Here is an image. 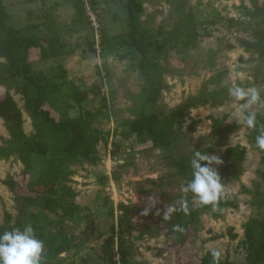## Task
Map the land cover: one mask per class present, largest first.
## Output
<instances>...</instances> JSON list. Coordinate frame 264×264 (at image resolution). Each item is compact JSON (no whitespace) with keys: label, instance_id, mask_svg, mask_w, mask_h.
Returning a JSON list of instances; mask_svg holds the SVG:
<instances>
[{"label":"rangeland","instance_id":"rangeland-1","mask_svg":"<svg viewBox=\"0 0 264 264\" xmlns=\"http://www.w3.org/2000/svg\"><path fill=\"white\" fill-rule=\"evenodd\" d=\"M2 1L8 24L45 44L46 59L38 48L31 51L33 73L43 83L69 79L74 90L89 94L82 102L89 117L66 85L48 94L41 108L56 118L86 117L95 145L89 156L60 163L64 134L25 103L22 62L0 59V96L9 92L15 99L30 145L23 138L15 144L0 117V225L31 224L44 241L41 261L51 264H198L213 251L218 259L248 264L244 224L264 216V161L256 146L264 111L259 105L248 109L257 113L256 128L238 123L244 102L228 90L255 87L264 99V57L240 43L253 40L257 19L245 7L253 9L254 0ZM62 71L66 78L57 76ZM186 102L195 105L179 120L168 147H154L149 137L129 131L128 122L141 114L164 117ZM235 146L245 150L237 163L227 160ZM197 150L220 159L212 165L223 187L218 200L232 206L204 205L181 192L192 178ZM174 160H182L183 168L173 167ZM50 166L60 170L52 188L58 202L49 209L42 198L22 203L21 197L35 196L33 188L44 184L42 172ZM8 179L16 182L14 189L3 183ZM60 205L78 207L62 216ZM168 206L175 211L165 220Z\"/></svg>","mask_w":264,"mask_h":264},{"label":"trees","instance_id":"trees-1","mask_svg":"<svg viewBox=\"0 0 264 264\" xmlns=\"http://www.w3.org/2000/svg\"><path fill=\"white\" fill-rule=\"evenodd\" d=\"M132 7V4H131ZM138 11L141 7L136 5ZM247 15L256 18L257 22L252 30L253 40L241 39L240 43L245 48L246 51L254 50L259 53L260 56L264 57V2L258 3L254 0L253 9L245 7ZM9 13L2 0H0V59H4L6 62L15 63L22 62V67L20 73L26 79V84L23 87L21 93L25 97V103L31 108L34 116L40 118L41 122L46 125H50L55 131L61 132L66 138V143L64 146V151L66 156L60 159V163H64L70 157L82 156L87 157L93 152V146L95 145V140L91 139L90 136V122L85 117L76 118H56L49 110L42 109L41 106L46 102L47 95L50 93H56L64 85L73 88V98L75 104L79 106L80 111H84L87 117L90 116V112L84 110L82 102L89 95L86 91H76L74 90L75 85L70 81H62L60 84L55 82L46 83L40 78V74L33 73V66L30 62L31 51L34 48H38L42 51L41 59H46L48 57L45 44L40 38H36L31 35H23L20 33L18 28L8 24L7 19ZM132 33V32H131ZM133 41L137 43L136 39L131 35ZM139 52L144 56L145 49L142 45L138 47ZM59 77L66 78V72H60ZM48 86H47V85ZM33 86L35 92L31 93ZM76 88V87H75ZM99 93H96L94 97H98ZM155 97L151 98V101H155ZM195 104L192 102H186L177 106L175 109L168 112L164 117H161L156 112L143 113L139 117L134 118L128 122L129 131L135 133L139 136H147L151 139L152 145L154 147H168L171 144L172 137L175 134L179 120L184 117L185 113L189 111ZM264 111V108H263ZM264 116V114H263ZM0 117L5 121L10 136L16 143H20V139H24L23 145L30 146L28 140L26 139L25 133L23 131V115L18 107L13 96L6 92L4 96H0ZM213 126L217 122L216 118H212ZM258 124V123H257ZM191 127V126H190ZM192 129V127H191ZM91 139V140H90ZM258 148V147H257ZM239 149V155L236 156L235 152ZM261 158L264 161V151L258 148ZM245 153L244 148H239V146L230 147L227 150V160L233 163L240 162L243 159ZM173 167L183 168L182 160L171 161ZM29 165L26 170L29 171ZM25 170V173L27 171ZM60 170L57 167H47L45 169L44 184L39 186V188H33L35 196H23L21 201L24 204L32 202L36 199L42 198L45 201V207L49 209L57 203V198L54 197L53 187L55 180L59 177ZM264 177V171L262 172ZM4 184L14 189L16 182L12 179L3 181ZM42 190V192H41ZM233 203L230 200H218L215 202L216 208L222 206H232ZM63 212L62 216H69L77 209L78 206H64L60 205ZM10 221V216H7V222ZM22 227L20 222L9 227L0 225V233L6 230H12L13 228ZM21 230L23 229L20 228ZM236 234H231V238L235 239ZM244 244H247L246 248V260L248 264H260L264 262V216L261 220L257 218H249V220L244 224ZM41 236H37L40 239ZM41 264H51L49 258L41 261ZM114 264V263H112ZM198 264H234L229 260H221L214 258L212 252H207L203 255Z\"/></svg>","mask_w":264,"mask_h":264},{"label":"clouds","instance_id":"clouds-1","mask_svg":"<svg viewBox=\"0 0 264 264\" xmlns=\"http://www.w3.org/2000/svg\"><path fill=\"white\" fill-rule=\"evenodd\" d=\"M228 91L236 101L244 102L237 109V122L243 121L248 128H256L257 113L248 109L251 105L264 108V99L260 91L255 87L245 90L239 85L230 87ZM256 146L264 151V130H261L256 137ZM202 162L206 163L202 164ZM220 163L217 156L197 150L190 161L192 178L181 185V192H191L202 204L215 206V202L223 195V187L220 175L212 165ZM147 211L145 209V215ZM173 211L175 209L168 206L163 219L167 220ZM44 247V241L37 238L31 224L23 226L22 230L20 228L6 230L0 233V264H41ZM219 255L217 251L212 252L214 258L218 259Z\"/></svg>","mask_w":264,"mask_h":264},{"label":"crops","instance_id":"crops-1","mask_svg":"<svg viewBox=\"0 0 264 264\" xmlns=\"http://www.w3.org/2000/svg\"><path fill=\"white\" fill-rule=\"evenodd\" d=\"M69 80V79H68Z\"/></svg>","mask_w":264,"mask_h":264}]
</instances>
